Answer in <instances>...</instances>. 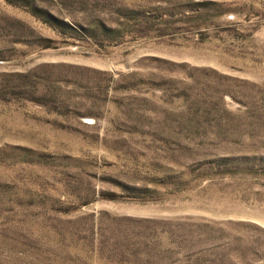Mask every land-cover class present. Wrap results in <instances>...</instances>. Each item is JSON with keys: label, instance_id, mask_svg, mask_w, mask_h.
Here are the masks:
<instances>
[{"label": "rangeland", "instance_id": "rangeland-1", "mask_svg": "<svg viewBox=\"0 0 264 264\" xmlns=\"http://www.w3.org/2000/svg\"><path fill=\"white\" fill-rule=\"evenodd\" d=\"M0 264H264V0H0Z\"/></svg>", "mask_w": 264, "mask_h": 264}, {"label": "trees", "instance_id": "trees-1", "mask_svg": "<svg viewBox=\"0 0 264 264\" xmlns=\"http://www.w3.org/2000/svg\"><path fill=\"white\" fill-rule=\"evenodd\" d=\"M231 97H233V98H235V96H233L232 94H231ZM247 112H250V110L248 111L247 110ZM256 113V112H255ZM222 114H224V115H228V116H234V117H237V115H234L233 113H231L230 112V114H228L227 113V111L225 110V109H222ZM240 126V125H239ZM244 126H241V128H243ZM243 130H247V131H250V132H256V131H262L263 130V126H260V124L259 125H248V126H246Z\"/></svg>", "mask_w": 264, "mask_h": 264}]
</instances>
